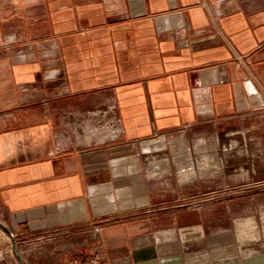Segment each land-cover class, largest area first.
Returning a JSON list of instances; mask_svg holds the SVG:
<instances>
[{
    "label": "crops",
    "instance_id": "obj_1",
    "mask_svg": "<svg viewBox=\"0 0 264 264\" xmlns=\"http://www.w3.org/2000/svg\"><path fill=\"white\" fill-rule=\"evenodd\" d=\"M92 109L118 138L71 121ZM1 113L14 235L89 233L109 264H161L171 156L223 185L230 159L240 182L264 169V0H0ZM236 135L262 156H229Z\"/></svg>",
    "mask_w": 264,
    "mask_h": 264
},
{
    "label": "rangeland",
    "instance_id": "obj_2",
    "mask_svg": "<svg viewBox=\"0 0 264 264\" xmlns=\"http://www.w3.org/2000/svg\"><path fill=\"white\" fill-rule=\"evenodd\" d=\"M94 111L104 110L92 109L84 116L75 114L71 121L81 124ZM10 123L14 122H7L6 126ZM1 124L4 125L0 120ZM229 139L238 140L227 151L235 160L238 152L243 151L249 158L252 154L255 159L262 156L254 151V141L241 135ZM181 161L183 164L175 167L171 156L172 169L166 173L167 179L173 176L180 179L177 191L170 193L171 187L159 186L165 190L167 199L156 233L161 264H264V169L261 173L257 171L259 179L240 182L234 173L237 166L230 159L223 170L229 177V185H223L216 178L211 183L204 168H196L189 157L182 156ZM195 177L199 182L197 189L191 183ZM173 198L177 200H168ZM179 209L186 213L185 224L201 220V229H180ZM0 222L8 227L1 207ZM98 246L89 233L65 229L11 236L0 225V264H109Z\"/></svg>",
    "mask_w": 264,
    "mask_h": 264
},
{
    "label": "built area",
    "instance_id": "obj_3",
    "mask_svg": "<svg viewBox=\"0 0 264 264\" xmlns=\"http://www.w3.org/2000/svg\"><path fill=\"white\" fill-rule=\"evenodd\" d=\"M81 126L84 127L87 133H91L94 137L104 134L103 138L106 140H114L121 134L118 118L107 111H94L88 117L83 118Z\"/></svg>",
    "mask_w": 264,
    "mask_h": 264
},
{
    "label": "water",
    "instance_id": "obj_4",
    "mask_svg": "<svg viewBox=\"0 0 264 264\" xmlns=\"http://www.w3.org/2000/svg\"><path fill=\"white\" fill-rule=\"evenodd\" d=\"M0 225L1 226H3L10 234H11V236H14V234L11 232V230L8 228V227H6L4 224H2L1 222H0Z\"/></svg>",
    "mask_w": 264,
    "mask_h": 264
},
{
    "label": "bare ground",
    "instance_id": "obj_5",
    "mask_svg": "<svg viewBox=\"0 0 264 264\" xmlns=\"http://www.w3.org/2000/svg\"><path fill=\"white\" fill-rule=\"evenodd\" d=\"M101 140H106V139H104L103 137H102V139Z\"/></svg>",
    "mask_w": 264,
    "mask_h": 264
}]
</instances>
